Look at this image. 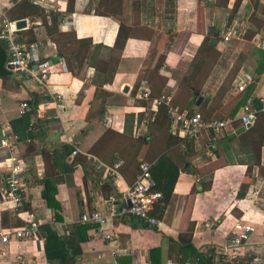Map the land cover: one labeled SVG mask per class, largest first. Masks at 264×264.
I'll return each mask as SVG.
<instances>
[{
    "label": "crops",
    "instance_id": "0c3cea01",
    "mask_svg": "<svg viewBox=\"0 0 264 264\" xmlns=\"http://www.w3.org/2000/svg\"><path fill=\"white\" fill-rule=\"evenodd\" d=\"M50 10L64 18L57 29L46 24ZM4 16L27 21L19 40L41 41L35 57L52 67L42 85L3 64L0 52V137L19 135L17 159L26 166L24 206L15 209L0 192V230L24 226L29 216L39 224L32 238L0 239V264H58L46 252L49 227L70 239L65 264H201L182 247L188 242L227 264L224 246L238 220L255 228L237 252L251 264L264 245V110L248 129L237 122L236 133H204L169 150L181 169L164 212L153 214L160 226L119 215L107 223L117 234L110 242L80 218L106 213V200L123 196L140 161L153 164L165 152L169 131L153 118L170 117L158 113L155 97L171 93L206 118L238 117L247 102L264 103V0H0V24ZM231 27L246 33L223 40L221 30ZM206 40L216 42V57L201 65ZM245 73L253 79L239 91ZM25 112L28 128L13 125ZM148 133L145 143L137 139ZM88 153L106 163L123 159V180L113 184ZM12 162L0 146V190Z\"/></svg>",
    "mask_w": 264,
    "mask_h": 264
},
{
    "label": "built area",
    "instance_id": "2783aa9c",
    "mask_svg": "<svg viewBox=\"0 0 264 264\" xmlns=\"http://www.w3.org/2000/svg\"><path fill=\"white\" fill-rule=\"evenodd\" d=\"M32 1L38 4L43 3V0ZM17 21L4 16L0 24V40L5 42L8 54L7 63L13 70L22 72L42 85H47L50 79L52 64L49 61L40 60L35 57V52L42 47V42L34 41L31 44L21 42L17 35V31L19 30ZM245 33L246 30H236V28L231 27L222 29L220 35L223 40L230 41L237 35L241 36ZM252 79L253 77L249 73H245L239 80L238 90L244 91L247 83ZM60 97L61 94H57V99H60ZM143 97H150L149 88L144 90ZM153 103L155 106L164 105L166 107L168 116L174 126L177 127V133L181 138L182 146H185L190 140H199L204 133H236L238 129L237 122L248 129L261 111L251 102H247L242 106V112L238 117L206 118L199 110L191 111L176 104L171 93H162L153 99ZM27 106V102L22 103L23 109ZM18 139V134L6 130L3 131L0 137V146L7 149L9 159L13 161L8 166L9 171L0 192L7 202L13 204L15 209L22 208L25 203V181L23 174L26 166L17 159L19 157ZM78 152H80V149L77 146V142L73 143L72 154L76 155ZM87 156L96 162L97 168L103 170L104 175L113 184H119L123 180L121 170L124 165L123 159L119 158L112 163H106L91 153H88ZM156 186L157 182L152 174V163L143 159L140 161L135 181L127 187L123 196L118 198L113 195L106 200V213L99 210L85 212L81 215L80 221L97 224L99 232L110 242L117 241V234L108 229L107 223L119 215L136 216L150 225L160 226L161 221L152 214L154 207L162 197V192L157 190ZM206 225L210 226V223L206 222ZM234 228L237 231V235L234 240L225 244L223 251L227 257V264H241L237 252L249 240L250 233L255 230L253 225L244 223L241 220L236 221ZM38 231V222L32 216H29L24 226L0 230V239L3 243H7L12 238H32L37 235ZM116 252L117 249H114L113 253ZM250 256L251 264H264V245L253 250Z\"/></svg>",
    "mask_w": 264,
    "mask_h": 264
},
{
    "label": "trees",
    "instance_id": "16d2710c",
    "mask_svg": "<svg viewBox=\"0 0 264 264\" xmlns=\"http://www.w3.org/2000/svg\"><path fill=\"white\" fill-rule=\"evenodd\" d=\"M21 1H28V0H21ZM46 14L52 18V21L46 19V24L47 25L52 24L54 27L57 26V23H60L64 19L63 17L60 18L62 14L57 11L50 10V11H47ZM55 29L57 28L55 27ZM121 29L122 28H120V30ZM82 42H86V45H87V43L90 42V39H83ZM215 45H216V42L215 41L210 42V40H206V42L202 44V48H201L202 54L203 56L207 57V60L201 59V62H202L201 65L204 62L207 63L210 59L214 60V58L216 57ZM60 51H62V49ZM0 52L2 54V61L4 64L8 61V54L5 48V42L2 40H0ZM260 67L261 69H264V64L261 65ZM186 81L188 84L192 83L191 81H189V79L187 80V78H186ZM192 85L193 84H191V86ZM34 105L36 107L37 103H35ZM253 105H255L257 109L261 110L259 114L264 110V103L258 100H255ZM158 110H159L158 113H163L166 117L168 116L166 115L167 109L164 105H160ZM30 117H31L30 112H25L21 117L14 119L12 123L13 125H15L17 122H25V129H27L28 126L30 125ZM153 119L154 120L156 119L161 125L165 126L169 131V136H168V141H167L165 152L162 153L157 158V160L152 164V174L157 182L156 189L162 192V197L160 198L158 204L156 205V210L153 211L152 214H156L157 212L162 214L172 196V193L174 191V187L180 175V169H181L180 164L170 156L169 150L174 146L180 145L181 138L178 136L177 127L174 125H171L170 118H158L157 117ZM153 119H150L147 124L150 125L154 121ZM18 132L22 134L21 130H18ZM150 136L151 134L148 133L146 135L139 136L137 139L145 143L146 141H148ZM143 225L146 226L147 223H144L143 221ZM69 242H70L69 238L59 236L55 231L51 230L49 227L48 234L46 236V252H47L48 258L50 260H53L54 258H59L58 264H65L64 261L67 260L68 255H70L69 252L67 253L64 252L68 249ZM182 247L189 248V249L193 248L195 261L200 260L201 264H218L213 261V253L211 254V251H209L211 255H209L208 253H206V255H202L200 252L194 249L192 242H188L186 245H183Z\"/></svg>",
    "mask_w": 264,
    "mask_h": 264
},
{
    "label": "water",
    "instance_id": "95a60500",
    "mask_svg": "<svg viewBox=\"0 0 264 264\" xmlns=\"http://www.w3.org/2000/svg\"><path fill=\"white\" fill-rule=\"evenodd\" d=\"M26 25H27V21L25 19H21L17 21V27L19 29L25 27Z\"/></svg>",
    "mask_w": 264,
    "mask_h": 264
}]
</instances>
